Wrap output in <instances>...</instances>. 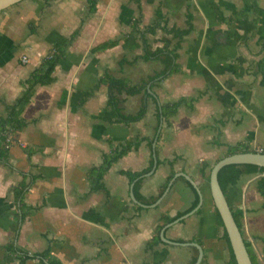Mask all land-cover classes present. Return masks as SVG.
Here are the masks:
<instances>
[{
    "label": "crops",
    "instance_id": "0c3cea01",
    "mask_svg": "<svg viewBox=\"0 0 264 264\" xmlns=\"http://www.w3.org/2000/svg\"><path fill=\"white\" fill-rule=\"evenodd\" d=\"M240 11L242 16L231 18ZM158 13L169 27L182 28L188 27L191 14L192 30L178 49L183 72L157 82L153 90L161 102L181 96L190 100L171 117L170 125L162 122L157 141L161 164L143 176L140 192L157 195L171 170L185 171L204 198L193 212L197 189L176 179L157 206L138 209L123 171L151 165L153 149L147 141L112 164L103 187L93 188L88 175L105 151L155 132L154 99L143 119L125 124L114 121L106 87L97 84L106 69L136 83L163 67L157 60L132 61L144 52L141 32L134 26L146 29ZM76 29L55 80L37 86L23 112L29 123L0 160V264H20L17 254L3 246L17 225L15 242L31 255L24 264H191L196 246L180 243L191 241L204 248L201 264H231L224 228L216 220L199 168L225 153L228 144L264 147V0H97V10L91 13L87 0H20L0 9V116L21 94L22 80L44 52L56 42H68ZM146 36L154 48L178 41L160 28ZM114 37H122L117 45L90 51ZM122 57L128 62L121 64ZM121 97L126 112L139 108L141 94ZM249 175H242L230 194L246 210L244 237L256 263L264 264V224L258 219L264 214L253 206L260 192L256 183L242 184ZM22 181L27 183L24 206L31 211L18 223L13 187ZM263 203L264 198V208ZM179 212L190 213L165 230L176 242L163 241L161 235L159 242H151L160 215ZM47 249L58 262L43 254Z\"/></svg>",
    "mask_w": 264,
    "mask_h": 264
},
{
    "label": "trees",
    "instance_id": "16d2710c",
    "mask_svg": "<svg viewBox=\"0 0 264 264\" xmlns=\"http://www.w3.org/2000/svg\"><path fill=\"white\" fill-rule=\"evenodd\" d=\"M88 2V11L95 12L97 10V0H87ZM244 14V11L237 12L235 16H231V18L239 17ZM157 20L146 29L141 30L138 29L137 26H134L133 30H139L141 32V37L144 42V52L142 54H138L133 57L132 61H136L139 58L144 60H157L163 64V67L160 69H156L152 74H150L146 79L141 80L140 82L133 83L129 79L125 77H118L109 72L108 69L103 73L100 77L97 87L105 85L108 100L107 104L112 109L114 114V121L123 122L125 124H131L133 122L140 121L143 119L148 110V103L150 99H154L157 102L156 107V116L158 122L155 126V132L153 135H144L139 134L132 138L127 139L124 142H121L119 146L112 148L109 151H105L103 153V159L100 164L92 165L88 169L89 179L92 183L93 188H100L103 187V178L104 175L108 172L112 164L126 155L129 151L137 149L143 141H147L150 147H152L157 129L161 122L165 121L168 125L171 124V117L178 113L180 106L185 102L190 100V97L181 96L174 100L169 101H159L158 96L155 97L152 93L148 90V85L151 84V88L155 86L157 82H160L164 78L168 77L169 75L176 73V72H183V68L178 61L179 53L178 49L181 46L182 40L186 34H188L192 30V16L191 14L188 15V27L182 28L176 25L169 27L167 21L163 18L161 13L157 14ZM162 29L163 31L172 34L174 37L178 38L177 43L172 46H157L152 47V45L148 42V38L146 36L147 32L155 33L157 29ZM79 29H76L68 42H56L52 48L45 54L40 60V63L30 72V75L22 80L23 90L21 94L12 102L7 104L6 110L7 113L4 116H0V160H4L5 157L8 155L9 148L11 145H8V138L11 137L13 141L17 140L16 133L23 129L29 121L23 116L24 109L26 108L27 104L30 102L32 96L36 92L38 85H45L50 84L55 80L54 72L56 67L60 63V61L67 55L68 46L70 45V41H72L78 34ZM122 37H114L106 39L93 47H91V52L102 51L107 48L113 47L117 45ZM264 48V43H263ZM128 62V58L122 57L120 59V63ZM122 93L127 94H141V102L139 108L135 112H126L122 105ZM91 94L90 92L88 95ZM192 99V98H191ZM160 138V134L158 139ZM259 151L257 147H253L248 143H235V144H228L227 150L223 156L227 154H231L234 152L239 151ZM157 156H158V165L161 164V159L159 158V150L156 149ZM261 151L264 152V149ZM223 156L219 157L222 158ZM218 158V159H219ZM217 159V160H218ZM216 160V161H217ZM215 161V162H216ZM154 164V159H152L151 165L147 169L143 170H124L123 172L128 176L130 182L135 181L134 184V193L136 197L147 204L155 202L165 191L167 188L171 178L176 173L175 170H171L165 183L162 185L161 191L157 195L152 196H145L140 192L141 182L143 180V174L149 171ZM214 164V163H213ZM212 163L204 161L201 163L199 168V173L203 177V179L209 183L210 180V170L212 168ZM244 174H261L256 181L257 189L262 196H264V166H259L253 163H233L224 166L219 172V180L222 185V188L227 196L229 204L232 208L233 214L235 219L239 225V227L243 232V218L245 215V209L239 207L233 201V198L230 194V188L236 186L242 175ZM177 180H183L187 185L193 187L191 182L185 176H178ZM27 183L22 181L18 186H14L13 190L15 193L16 201L19 206V211L15 212L16 220H24L25 216L28 212L31 211L30 208H25L24 201H23V193ZM199 195L196 199L194 206H196L199 202ZM264 205V203H263ZM138 209H142V206L137 205ZM184 214V212H179L176 215H170L168 213H162L158 219V223L156 226V233L152 238L151 242H159L160 241V231L161 229L169 222L174 221L176 218ZM215 214L216 220L220 226L224 228V236L228 241L230 252H231V264H238L235 258L234 252L232 250L230 239L228 233L224 227V223L222 217L215 207ZM15 235L14 237L8 241L6 244H3L7 251L12 253H16L20 264H24L31 255L28 254V250L24 249L20 245L16 244V239L18 236V225L15 227ZM246 245L250 252L251 258L256 263L255 256L250 250V246L248 241L245 239ZM194 257L191 264H194L196 261L199 250L197 247L194 248ZM43 254L52 262H58V259L49 255V250L43 251ZM150 264V263H144Z\"/></svg>",
    "mask_w": 264,
    "mask_h": 264
},
{
    "label": "water",
    "instance_id": "95a60500",
    "mask_svg": "<svg viewBox=\"0 0 264 264\" xmlns=\"http://www.w3.org/2000/svg\"><path fill=\"white\" fill-rule=\"evenodd\" d=\"M18 1H20V0H0V9L6 8V7L18 2ZM148 90L155 97H157V94L151 88V84L148 85ZM161 128H162V122L160 123V125L157 129V133L155 135V138H154V141L152 144L153 157H154L153 167L148 172L144 173L143 176H147L149 174H152L158 165V156H157L156 149H157V141H158L159 134L161 132ZM233 163H253V164H257L259 166H264V152L263 151H252V150L239 151V152L227 154V155L223 156L222 158H219L212 165V168L210 170V180H209L211 195H212L215 207L218 209V211L222 217L224 227L228 233V236L230 239V244H231L232 250L234 252L235 258L237 260V263L238 264H254V262L251 258L250 252L248 250V247L246 245L245 237H244L242 230L239 227V225L235 219L232 208L229 204L227 196H226V194L222 188V185L220 183V180H219L220 170L224 166H226L228 164H233ZM180 175L185 176L191 182V184L197 189V191L200 195L199 203L197 204V206L193 210L190 211V212H193L203 203L204 198H203V194H202V191L200 189V186L197 184L195 179L185 171H180V172L175 173L174 176L171 178L167 188L162 193V195L155 202L150 203V204L141 202L136 197V195L134 193V184H135V181L137 180L136 179L133 182H131V185H130L131 198L133 199V201L135 203H137L143 207H155L161 202L162 198L168 192V190L170 189L174 180ZM190 212L185 213L184 215L176 218L174 221L167 223L161 229L160 235H161V238L163 241L172 242V243L176 242V241H173V240L167 238V236L165 234V230L172 223H174L175 221L179 220L180 218H182L184 216H187ZM180 243L195 245L199 250V254H198V257H197L196 261L194 262V264H201L203 256H204L203 246L200 243L195 242V241L180 242Z\"/></svg>",
    "mask_w": 264,
    "mask_h": 264
},
{
    "label": "rangeland",
    "instance_id": "374dc122",
    "mask_svg": "<svg viewBox=\"0 0 264 264\" xmlns=\"http://www.w3.org/2000/svg\"><path fill=\"white\" fill-rule=\"evenodd\" d=\"M47 52H48V50L45 51L44 53H47ZM262 148H264V147H262ZM262 148H261V149L258 148L259 151H261ZM223 154H225V153L223 152V153L217 155V156L213 159L214 162H212V164L215 163V161H216L219 157L223 156ZM218 156H219V157H218ZM260 175H261V174H250V175L248 176V178H247L245 181H243L242 184L250 183V184H253V185H254V184L256 183V180L258 179V177H259ZM205 183H206L205 185H207L208 189H210V184H209L208 182H205ZM210 193H211V190H210ZM258 195H259V196H258L259 198L253 202V206L255 207L256 210H259L260 213L264 214V208H263V206H261V204H260V202L262 201V199H263L264 197H263L260 193H259ZM211 197H212V195H211ZM212 200H213V198H212ZM213 202H214V201H213ZM258 219L262 220V221H263V224H264V217H258ZM248 222H249V221H248V217H247V216L244 217L245 229H246V225L248 224ZM262 231L264 232V226H263V230H262Z\"/></svg>",
    "mask_w": 264,
    "mask_h": 264
},
{
    "label": "built area",
    "instance_id": "2783aa9c",
    "mask_svg": "<svg viewBox=\"0 0 264 264\" xmlns=\"http://www.w3.org/2000/svg\"><path fill=\"white\" fill-rule=\"evenodd\" d=\"M22 60L25 61V62L28 61V57H27V55H23ZM7 140H8V145H12V144L18 142V140L13 141V140L11 139V137H9ZM20 143H21L22 145H24L23 142H20Z\"/></svg>",
    "mask_w": 264,
    "mask_h": 264
}]
</instances>
